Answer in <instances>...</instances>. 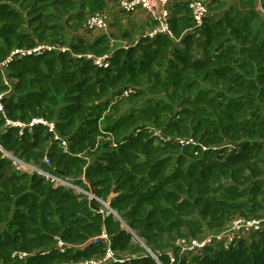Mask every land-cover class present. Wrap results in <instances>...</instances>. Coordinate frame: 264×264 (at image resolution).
Returning <instances> with one entry per match:
<instances>
[{
  "label": "trees",
  "instance_id": "16d2710c",
  "mask_svg": "<svg viewBox=\"0 0 264 264\" xmlns=\"http://www.w3.org/2000/svg\"><path fill=\"white\" fill-rule=\"evenodd\" d=\"M119 1L0 0V264L98 258L107 244L92 239L103 231L128 258L110 264H158L150 251L163 264H264V222L228 247L213 239L181 255L179 242L264 219V0H209L201 26L193 0H169L172 36L151 38L157 19L122 10L128 28L110 18L107 33L86 26ZM113 40L108 67L86 56ZM38 44L52 48L13 54ZM34 117L54 131L6 126ZM6 152L85 190L93 184L115 214L15 170Z\"/></svg>",
  "mask_w": 264,
  "mask_h": 264
},
{
  "label": "built area",
  "instance_id": "2783aa9c",
  "mask_svg": "<svg viewBox=\"0 0 264 264\" xmlns=\"http://www.w3.org/2000/svg\"><path fill=\"white\" fill-rule=\"evenodd\" d=\"M208 1L209 0H193L191 3L192 8V14L194 19L197 21L198 25L201 26L204 21V17L208 14ZM168 4L169 0H120L119 1V9L122 10L125 13H136L139 11H145L149 15H151L154 19H157L158 24L155 28L151 29L147 35H149L151 38H154L155 36L159 34H168L169 36H172V31L169 27L168 20H169V11H168ZM86 26L89 28H92L97 31L105 32L107 33L109 31V17L105 14L101 13H94L90 15L86 21ZM118 42H114V40L111 43L112 50H109L103 54L95 55L91 53H87L86 56L93 60V63L98 67H108L110 65V61L115 49V45H117ZM138 43V40L134 41L133 44L136 45ZM122 47H129L130 45L128 43H121ZM52 48L49 45L44 44H38L34 48L31 49H17L13 54H37L41 53L45 49ZM59 50L62 51H68L70 50L69 46H62L59 47ZM81 56V55H78ZM9 60V59H8ZM4 65V64H3ZM1 67V64H0ZM132 91V89H127L124 91V94H129ZM1 98V96H0ZM0 111L2 114L5 115L4 107L0 101ZM46 124L49 126L50 130L54 131L55 125L53 122H48L42 117H34L29 123H24L18 120H10L6 119V126L14 127L18 126L21 128L32 126L35 124ZM156 135L162 137L163 139H166L161 131H156ZM59 135L55 133V138H58ZM187 141L186 143H188ZM61 146H63L65 149H67L68 143L65 140L61 141ZM0 148L1 145H0ZM7 156L12 160V165L15 170L22 171V172H28V173H37L50 181L54 182L56 185L61 184L65 185L77 192H82L86 195H88L91 198H96L100 200L111 212L115 214V211L109 206V204L105 201H102L99 199L95 193L92 192L90 189L85 190L82 188L81 185L75 184L74 182L63 179L59 177L58 175L54 174L52 171L47 170L45 168L37 167L36 165L29 163L12 153L6 152ZM44 162L49 164L50 161L48 157L44 158ZM85 182L88 184V182L85 180ZM89 185V184H88ZM91 185V184H90ZM91 188V187H90ZM264 222L260 219H251V220H245L238 218L234 220L231 223V226L220 233L217 234H211L203 239H192L191 241H186L185 239L180 240L179 242L182 244L181 252L180 254H184L187 252H196L198 249L203 248L207 244H210L213 239H225V246L228 247L229 244L234 240L239 238L242 234H248L249 231L252 229H259ZM104 240L107 244V249L105 251V254L98 258H91L84 262H81L79 264H110L112 262H123L127 260V257H120L117 255V253L111 248V242H110V236L106 231H103L98 236L93 238V242H98L99 240ZM58 246L63 248L66 246V244L63 241H59ZM151 255L154 257V259L157 261L158 264H163L159 258V256L156 253H151ZM168 256L170 257L171 263H174L176 258L173 256L172 253L168 252Z\"/></svg>",
  "mask_w": 264,
  "mask_h": 264
},
{
  "label": "rangeland",
  "instance_id": "374dc122",
  "mask_svg": "<svg viewBox=\"0 0 264 264\" xmlns=\"http://www.w3.org/2000/svg\"><path fill=\"white\" fill-rule=\"evenodd\" d=\"M109 14L112 16V19H111V22L112 23H114V22L115 23L122 22L123 25L128 28V23L129 22H128V18L126 17L127 15H123L124 13H121L118 5L113 6L112 9L109 11ZM109 14H107V15L110 18V15ZM131 15H135L134 16L135 20L136 21H140V22L147 21L148 20V16H149V14L146 13L145 11H143V12H136V13L131 14ZM112 28L114 29V27H112ZM246 235H248V234H246Z\"/></svg>",
  "mask_w": 264,
  "mask_h": 264
},
{
  "label": "crops",
  "instance_id": "0c3cea01",
  "mask_svg": "<svg viewBox=\"0 0 264 264\" xmlns=\"http://www.w3.org/2000/svg\"><path fill=\"white\" fill-rule=\"evenodd\" d=\"M263 0H259V4H258V7H261V4H262ZM116 6V4L114 5ZM139 12H143V11H139ZM147 13V12H146ZM112 19V16L110 15V21ZM82 34V33H81Z\"/></svg>",
  "mask_w": 264,
  "mask_h": 264
},
{
  "label": "water",
  "instance_id": "95a60500",
  "mask_svg": "<svg viewBox=\"0 0 264 264\" xmlns=\"http://www.w3.org/2000/svg\"><path fill=\"white\" fill-rule=\"evenodd\" d=\"M90 187H91L92 192L95 193V191H94V185L91 184ZM147 249H148V248H147ZM148 250H149V249H148ZM149 251H150V250H149ZM150 253H152V252L150 251Z\"/></svg>",
  "mask_w": 264,
  "mask_h": 264
}]
</instances>
